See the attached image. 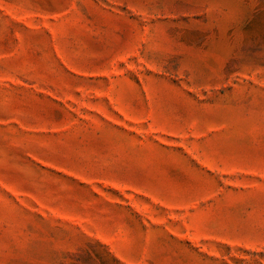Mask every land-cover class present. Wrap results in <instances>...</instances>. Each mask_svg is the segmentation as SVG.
Instances as JSON below:
<instances>
[{"label":"rangeland","instance_id":"rangeland-1","mask_svg":"<svg viewBox=\"0 0 264 264\" xmlns=\"http://www.w3.org/2000/svg\"><path fill=\"white\" fill-rule=\"evenodd\" d=\"M0 264H264V0H0Z\"/></svg>","mask_w":264,"mask_h":264}]
</instances>
